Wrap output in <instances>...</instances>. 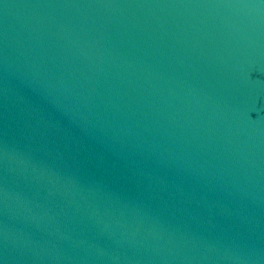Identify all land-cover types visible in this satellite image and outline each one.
I'll return each instance as SVG.
<instances>
[{
	"label": "water",
	"instance_id": "1",
	"mask_svg": "<svg viewBox=\"0 0 264 264\" xmlns=\"http://www.w3.org/2000/svg\"><path fill=\"white\" fill-rule=\"evenodd\" d=\"M0 264H264V0H0Z\"/></svg>",
	"mask_w": 264,
	"mask_h": 264
}]
</instances>
